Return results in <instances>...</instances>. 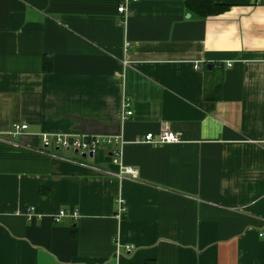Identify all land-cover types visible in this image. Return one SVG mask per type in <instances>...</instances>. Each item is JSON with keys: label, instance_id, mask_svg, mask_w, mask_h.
<instances>
[{"label": "crops", "instance_id": "1", "mask_svg": "<svg viewBox=\"0 0 264 264\" xmlns=\"http://www.w3.org/2000/svg\"><path fill=\"white\" fill-rule=\"evenodd\" d=\"M212 2L0 0V264H264V0Z\"/></svg>", "mask_w": 264, "mask_h": 264}, {"label": "built area", "instance_id": "2", "mask_svg": "<svg viewBox=\"0 0 264 264\" xmlns=\"http://www.w3.org/2000/svg\"><path fill=\"white\" fill-rule=\"evenodd\" d=\"M121 4H118L116 7V16L121 19V22L124 20L125 16L128 14V9L126 8V4L128 2H135L136 0H120ZM253 2H257L258 0H252ZM131 45L129 42L125 41L123 45V55H126L130 49ZM194 68L199 69L198 66H194ZM129 105L125 99H122L119 107L118 117L120 120H125L126 118L131 116V111L128 109ZM26 129V125H12L10 130V135L19 134L22 130ZM54 145L57 148L73 151L79 155L84 154L87 156L88 154H92L99 146L102 144L108 143V140L102 139L97 136H84V135H55L53 137ZM180 142L179 137L170 132L168 130H160L159 133L153 135L151 133L145 134L135 140V143L146 144L150 146H162L168 144H178ZM42 143L44 146L47 145V137L45 135L42 136ZM264 144V133L262 134L261 142ZM112 162L118 166V175H129L134 176V172L132 169L123 166L118 160V153L113 154ZM118 203H120L118 201ZM121 204V203H120ZM118 204L119 211L122 212V206ZM24 216L26 220L30 218H37V214L35 213V209L33 206H27L24 209ZM64 217H66V213L63 210H58L55 214L51 216V220L54 223H59ZM72 219L75 218V214H72ZM263 237V234L259 235ZM129 251V248L126 249Z\"/></svg>", "mask_w": 264, "mask_h": 264}, {"label": "trees", "instance_id": "3", "mask_svg": "<svg viewBox=\"0 0 264 264\" xmlns=\"http://www.w3.org/2000/svg\"><path fill=\"white\" fill-rule=\"evenodd\" d=\"M185 9L198 16L207 17L220 12L223 6L216 5L212 0H184Z\"/></svg>", "mask_w": 264, "mask_h": 264}, {"label": "water", "instance_id": "4", "mask_svg": "<svg viewBox=\"0 0 264 264\" xmlns=\"http://www.w3.org/2000/svg\"><path fill=\"white\" fill-rule=\"evenodd\" d=\"M206 68H209V66H207ZM74 153H76V152H74ZM87 157H88V158H92V154H88ZM81 158H85V155L82 154V155H81Z\"/></svg>", "mask_w": 264, "mask_h": 264}]
</instances>
